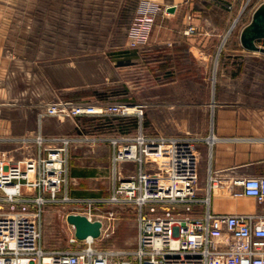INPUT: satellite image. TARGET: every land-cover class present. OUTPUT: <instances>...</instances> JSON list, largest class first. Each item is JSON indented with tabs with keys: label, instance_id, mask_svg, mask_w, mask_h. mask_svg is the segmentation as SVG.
Masks as SVG:
<instances>
[{
	"label": "rangeland",
	"instance_id": "rangeland-1",
	"mask_svg": "<svg viewBox=\"0 0 264 264\" xmlns=\"http://www.w3.org/2000/svg\"><path fill=\"white\" fill-rule=\"evenodd\" d=\"M219 1L227 11L215 7L206 12L197 2L188 8L187 22L167 23V28L157 29L161 38L153 40L160 24L157 19L166 12L165 3L157 0H0V159L24 166L28 156L38 151L35 138L68 137L73 139L69 157L76 151L82 165L98 166L103 175L107 171L110 181L102 197L70 195V202L45 207L44 250L80 246L69 242L74 229L67 216L72 213L92 214L105 222L103 235L94 242L97 249H135L137 208L113 201L112 177L115 186L119 179L112 162V140L133 137L141 129L152 137L189 133L206 138L218 109L216 85L221 73L215 68L230 62L227 51L243 53L233 62L250 66V91L245 97L250 110L264 106V53L249 52L240 42L252 13L234 22L245 0ZM145 2L161 9L151 25L145 18ZM201 8L200 16L194 17ZM191 25L199 32L194 40L186 35ZM218 34L220 41L208 44L207 38ZM258 44L264 46V40ZM240 69L235 79L241 80ZM229 97L241 101L240 93L231 92ZM65 103L139 106L143 114L75 116L70 109L50 113V107ZM201 140L198 191L205 194L210 150ZM99 145L106 151L95 162L86 155ZM149 164V173L162 166L161 161ZM120 169L123 177L138 173L136 163H121ZM110 212L115 215L112 220Z\"/></svg>",
	"mask_w": 264,
	"mask_h": 264
},
{
	"label": "built area",
	"instance_id": "built-area-1",
	"mask_svg": "<svg viewBox=\"0 0 264 264\" xmlns=\"http://www.w3.org/2000/svg\"><path fill=\"white\" fill-rule=\"evenodd\" d=\"M262 3L264 0H245L234 22L247 12L253 14ZM144 7L151 25L161 9L152 2H145ZM228 7L233 9V5ZM196 31L191 25L186 35ZM65 109L75 116L130 114L126 105L107 108L91 103L58 104L49 111L57 114ZM200 140L189 133L152 137L142 129L133 137L112 140L119 179L113 201H126L137 208V243L131 252L97 249L96 238L80 240L75 228L69 242L81 243L77 249H43L45 207L73 200L68 191L72 138H35L38 151L28 156L24 166L0 159V264H264V213L216 214L210 208L211 193L216 189L264 203V176L226 183L210 162L205 194L200 198ZM151 161L162 165L153 173L147 167ZM124 162L136 163L138 173L123 177L120 166ZM114 217L110 212L108 219ZM102 227L101 235L103 222Z\"/></svg>",
	"mask_w": 264,
	"mask_h": 264
},
{
	"label": "crops",
	"instance_id": "crops-1",
	"mask_svg": "<svg viewBox=\"0 0 264 264\" xmlns=\"http://www.w3.org/2000/svg\"><path fill=\"white\" fill-rule=\"evenodd\" d=\"M164 4L166 12L161 15L157 21L153 40H159V28H167V23L173 21L187 22L188 8H194L198 2L205 11L210 8L226 10V4L219 0H186L167 2L166 0H157ZM175 7L174 12H169L168 7ZM202 8L194 12V17L200 16ZM222 16V14H221ZM209 21L212 22L210 16ZM225 15L223 14V18ZM228 18V15H227ZM194 18L193 22L195 23ZM227 20V19H226ZM193 23V24H194ZM158 29V30H157ZM195 37L199 36L198 29L195 33L188 35ZM222 34L211 35L207 38L208 44L219 42ZM212 39V40H211ZM216 47V46H215ZM230 50V49H228ZM231 51V53H230ZM227 51L226 55L231 56L230 62L220 65L215 68L220 71L221 78L216 85V101L218 109L214 115L212 129L206 138L200 137L202 143L207 144L210 150V161L212 168L220 172L226 183H231L232 179L241 177H260L264 176V106L259 110H250V105L247 99L249 96V64L239 66L235 64L234 56H244V54L233 53L235 50ZM239 51L240 50H236ZM250 52V51H249ZM228 60V58H227ZM241 67V80L235 79L234 74ZM232 90V91H231ZM231 92L240 93L241 101L231 99ZM214 135V144L211 145L209 137ZM208 140V142L206 141ZM106 147L101 145L92 147V151H88L92 161L103 159L102 152H105ZM94 152V155L91 154ZM108 158V156H106ZM114 157V155H113ZM84 158V157H83ZM81 156L72 151L69 157V195L72 197H102L106 195L110 181L108 180L107 171L105 175L101 173V169L95 165H82ZM114 163V160L112 159ZM106 170V169H105ZM113 174V171H112ZM112 190H114V182L112 177ZM239 190V189H237ZM199 193V197L204 196L203 190ZM201 205H197L198 212H202ZM210 208L216 214H241V213H264V203H259L253 197L235 194L233 192L221 193L214 190L211 193ZM105 223V222H103Z\"/></svg>",
	"mask_w": 264,
	"mask_h": 264
},
{
	"label": "water",
	"instance_id": "water-1",
	"mask_svg": "<svg viewBox=\"0 0 264 264\" xmlns=\"http://www.w3.org/2000/svg\"><path fill=\"white\" fill-rule=\"evenodd\" d=\"M167 10L174 12L175 7H168ZM261 40H264V3L257 7L250 22L240 32L241 45L247 51L264 53V46L258 44ZM67 221L74 226L75 236L80 240L99 238L102 234L100 220L92 221L86 215L72 213L67 216Z\"/></svg>",
	"mask_w": 264,
	"mask_h": 264
},
{
	"label": "bare ground",
	"instance_id": "bare-ground-1",
	"mask_svg": "<svg viewBox=\"0 0 264 264\" xmlns=\"http://www.w3.org/2000/svg\"><path fill=\"white\" fill-rule=\"evenodd\" d=\"M127 109H128V111H129V113L138 112V114H141V112L137 110V106H127ZM214 140H216L214 135H212V136L209 137V142L211 143V145L214 144ZM87 217L93 219V217H92L91 214H88ZM99 220H100L101 222H104V221L101 220V219H99ZM67 222H68V221H67ZM103 224H104V223H103ZM70 225H71V224H70ZM71 226L73 227V225H71ZM73 228H74V227H73ZM102 228H103V227H102ZM90 239H95V238H92V237H91ZM97 239H98V238H97Z\"/></svg>",
	"mask_w": 264,
	"mask_h": 264
}]
</instances>
